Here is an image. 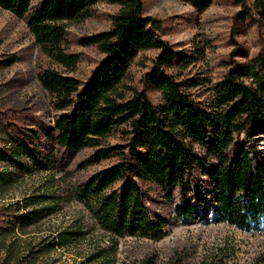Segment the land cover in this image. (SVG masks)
<instances>
[{
  "label": "trees",
  "instance_id": "trees-1",
  "mask_svg": "<svg viewBox=\"0 0 264 264\" xmlns=\"http://www.w3.org/2000/svg\"><path fill=\"white\" fill-rule=\"evenodd\" d=\"M101 1L0 0V7L16 17L28 16L41 51L66 70L45 68L38 76L63 112L54 120V132L36 118L0 112V160L20 171H42L57 163L59 151L86 147L94 148L89 164L115 160L80 183L74 196L113 237H165L166 221L151 213L146 200L148 183L157 184L171 200L178 191V218L200 211L204 204H195V194L209 189L213 201L205 209L215 217L245 231L264 228V154L238 141L241 134L251 137L264 128V41L247 61L231 59L224 76L210 87L212 101L203 104L191 92L198 80L172 71L187 67L192 57L179 54L161 37V23L146 14L144 0H108L119 6L111 27L80 41L103 54L82 81L69 74L81 56L67 49V31L70 24L94 16ZM184 1L204 11L214 0ZM239 3L238 17L264 29V0ZM149 50L158 51L151 68L140 86L129 84L132 64ZM149 89L160 93L159 100ZM9 210H0V233L8 224L22 223ZM82 234L63 232L59 243Z\"/></svg>",
  "mask_w": 264,
  "mask_h": 264
},
{
  "label": "rangeland",
  "instance_id": "rangeland-1",
  "mask_svg": "<svg viewBox=\"0 0 264 264\" xmlns=\"http://www.w3.org/2000/svg\"><path fill=\"white\" fill-rule=\"evenodd\" d=\"M144 4L146 14L160 21L161 37L179 54L192 57L187 67L172 71L180 78L198 80L191 92L203 104L212 101L210 87L221 80L231 59L247 61L264 41V29L238 17L242 8L239 0H214L204 11L184 0H144ZM118 10L116 4L103 0L96 5L94 16L69 25L65 45L81 56L70 75L82 81L89 77L103 54L96 46H83L80 41L108 30ZM27 22L28 16L19 18L0 7V112L11 110L36 118L54 132V120L63 112L55 108L53 95L38 76L45 68L66 70L41 51ZM157 53L149 50L137 57L129 84L141 85ZM149 93L159 100L157 90L149 89ZM238 141L243 146L253 144L264 154V128L251 137L241 134ZM93 151L91 147L79 152L61 150L57 163L42 171H20L9 161L0 160V210L10 209L22 220L16 226L8 224L0 233V264H100L101 260L104 264H264V228L245 231L215 217L205 209L213 201L209 189L195 194V204H204L200 211L181 219L174 212L178 191L171 200L157 184L148 183L146 200L151 213L166 221L165 237H113L74 198L80 183L115 161L89 164ZM74 230L83 234L65 245L59 243L63 232Z\"/></svg>",
  "mask_w": 264,
  "mask_h": 264
}]
</instances>
